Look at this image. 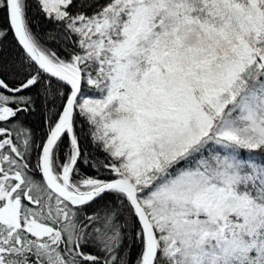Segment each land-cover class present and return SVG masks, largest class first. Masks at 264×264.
Wrapping results in <instances>:
<instances>
[{
    "label": "snow or ice",
    "instance_id": "6c2138e0",
    "mask_svg": "<svg viewBox=\"0 0 264 264\" xmlns=\"http://www.w3.org/2000/svg\"><path fill=\"white\" fill-rule=\"evenodd\" d=\"M0 264H264V0H0Z\"/></svg>",
    "mask_w": 264,
    "mask_h": 264
},
{
    "label": "trees",
    "instance_id": "16d2710c",
    "mask_svg": "<svg viewBox=\"0 0 264 264\" xmlns=\"http://www.w3.org/2000/svg\"><path fill=\"white\" fill-rule=\"evenodd\" d=\"M32 16H33L34 27L36 29H38L39 31H44L45 28L49 27L48 25H46L44 23L42 18L35 15V10H33ZM33 122L35 123L36 129H37V134L39 135V131H40L39 121H37V120H35V118H33Z\"/></svg>",
    "mask_w": 264,
    "mask_h": 264
}]
</instances>
